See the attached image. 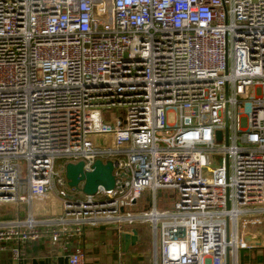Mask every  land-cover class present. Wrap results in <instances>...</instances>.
<instances>
[{"label": "built area", "instance_id": "2783aa9c", "mask_svg": "<svg viewBox=\"0 0 264 264\" xmlns=\"http://www.w3.org/2000/svg\"><path fill=\"white\" fill-rule=\"evenodd\" d=\"M97 160L113 188L69 185ZM100 225H146L154 264L264 246V0H0V251Z\"/></svg>", "mask_w": 264, "mask_h": 264}, {"label": "crops", "instance_id": "0c3cea01", "mask_svg": "<svg viewBox=\"0 0 264 264\" xmlns=\"http://www.w3.org/2000/svg\"><path fill=\"white\" fill-rule=\"evenodd\" d=\"M138 241L134 245H122V235L113 225L88 227L82 240L72 237L68 246L53 245L49 238L30 243L25 255L15 259L9 250L0 251V264H67L68 254L78 245L84 249L85 264H154L152 240L146 225H136ZM264 237V233H263ZM239 264H264V246L242 249Z\"/></svg>", "mask_w": 264, "mask_h": 264}, {"label": "water", "instance_id": "95a60500", "mask_svg": "<svg viewBox=\"0 0 264 264\" xmlns=\"http://www.w3.org/2000/svg\"><path fill=\"white\" fill-rule=\"evenodd\" d=\"M218 135L220 137V131ZM113 170L114 165L111 161L104 163L102 160H97L93 171H85L84 162L80 161L66 165V177L70 186L81 189L87 194H94L99 185H103L106 188L114 187L115 176ZM81 182H83L82 187H80ZM121 238L123 247L136 244L138 241V228L134 227L131 232H125ZM251 239V236L246 237V240Z\"/></svg>", "mask_w": 264, "mask_h": 264}, {"label": "rangeland", "instance_id": "374dc122", "mask_svg": "<svg viewBox=\"0 0 264 264\" xmlns=\"http://www.w3.org/2000/svg\"><path fill=\"white\" fill-rule=\"evenodd\" d=\"M119 113H120V111L117 112V114H119ZM168 119H169L168 121L170 123H173L175 121V115L170 114ZM160 193L162 194L159 196L160 197V207L161 208L171 207L173 204V200L175 198V192L174 191H163V190H161ZM165 194H167V197ZM148 195H149V192L144 193V202H145L144 205L149 204L148 199H147ZM20 208H21L20 206L2 207L1 215H8V217H9V214H10V217H11V215L15 216L18 212H21V214H25L26 213V210H25L26 207L25 206L22 207V208H24L22 210Z\"/></svg>", "mask_w": 264, "mask_h": 264}]
</instances>
